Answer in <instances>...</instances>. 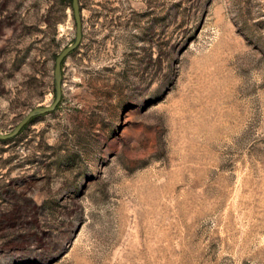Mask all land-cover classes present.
I'll use <instances>...</instances> for the list:
<instances>
[{"label": "rangeland", "instance_id": "374dc122", "mask_svg": "<svg viewBox=\"0 0 264 264\" xmlns=\"http://www.w3.org/2000/svg\"><path fill=\"white\" fill-rule=\"evenodd\" d=\"M52 1L0 0L2 135L55 102ZM79 4L0 140V264H264V0Z\"/></svg>", "mask_w": 264, "mask_h": 264}, {"label": "water", "instance_id": "95a60500", "mask_svg": "<svg viewBox=\"0 0 264 264\" xmlns=\"http://www.w3.org/2000/svg\"><path fill=\"white\" fill-rule=\"evenodd\" d=\"M73 11L74 18L76 22V38L75 42L62 51V53L58 56L56 60V70H55V81H56V99L55 102L49 108H38L34 110L29 116H27L23 122L14 130V132L10 135H2L0 133V140L7 141L14 137H16L22 129L31 122L34 118L49 114L56 110L59 103L62 100L63 95V74H62V66L64 61L69 57V55L75 51L81 44L83 38V28H82V16H81V8L79 4V0H73Z\"/></svg>", "mask_w": 264, "mask_h": 264}, {"label": "flooded vegetation", "instance_id": "af4514ba", "mask_svg": "<svg viewBox=\"0 0 264 264\" xmlns=\"http://www.w3.org/2000/svg\"><path fill=\"white\" fill-rule=\"evenodd\" d=\"M52 4H54L55 9L60 11L61 9H66L69 6L73 8V0H53Z\"/></svg>", "mask_w": 264, "mask_h": 264}]
</instances>
